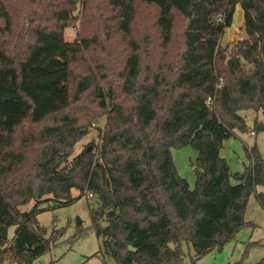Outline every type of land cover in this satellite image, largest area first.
<instances>
[{"label":"trees","instance_id":"trees-1","mask_svg":"<svg viewBox=\"0 0 264 264\" xmlns=\"http://www.w3.org/2000/svg\"><path fill=\"white\" fill-rule=\"evenodd\" d=\"M237 5L246 37L222 45ZM250 109L264 114V0H0V264L50 252L62 231L48 236L37 214L74 191L96 207L73 242L101 237L104 264L222 250L264 186L256 147L243 173L220 156L235 130L264 131L238 114ZM103 119L94 151L76 154ZM186 146L193 190L171 154Z\"/></svg>","mask_w":264,"mask_h":264},{"label":"rangeland","instance_id":"rangeland-1","mask_svg":"<svg viewBox=\"0 0 264 264\" xmlns=\"http://www.w3.org/2000/svg\"><path fill=\"white\" fill-rule=\"evenodd\" d=\"M244 12L240 5H237L234 13L233 24L226 31L222 38V45L235 43L241 37L245 38L243 31ZM80 39V23L65 31V40L73 42ZM238 114L245 122L252 121L254 127L257 123H264L262 111L256 112L252 109L239 111ZM105 125V121L100 120L93 125L90 133L82 139L77 147L76 154L86 147L94 151V145L99 143V134ZM257 148L259 156L264 160V131L240 132L234 131V135L223 142L220 156L224 158L233 173H243L250 164L248 150ZM96 152V151H95ZM177 171L184 178L190 189L196 185V173L194 164L198 157L197 151L191 146L183 148H173L171 150ZM235 184L234 180H231ZM264 192V186L256 187L255 192L249 197L245 213V220L250 223L240 230L234 239L229 241L222 250H214L204 257L192 261L190 256H186V264H258L264 261V209L257 201L256 193ZM75 201L69 205L57 206L40 211L37 219L43 227L47 229L50 236L54 229L62 231L55 247L33 264H104L100 255L102 249V238L93 232L73 242L79 230L85 231L91 225L90 210L96 207L94 200L88 201L87 197H82L79 192L74 191ZM33 204L24 208L32 209ZM14 227L9 228L8 235L12 238ZM60 231V232H61ZM187 250V247H185ZM193 254V252H191ZM108 264H117L112 258L106 257ZM10 264V263H7Z\"/></svg>","mask_w":264,"mask_h":264},{"label":"water","instance_id":"water-1","mask_svg":"<svg viewBox=\"0 0 264 264\" xmlns=\"http://www.w3.org/2000/svg\"><path fill=\"white\" fill-rule=\"evenodd\" d=\"M246 126L249 129H253L254 128V123L252 121H248V122H246ZM130 251L131 252H136V249H134L133 247H130Z\"/></svg>","mask_w":264,"mask_h":264},{"label":"built area","instance_id":"built-area-1","mask_svg":"<svg viewBox=\"0 0 264 264\" xmlns=\"http://www.w3.org/2000/svg\"><path fill=\"white\" fill-rule=\"evenodd\" d=\"M243 38L241 37L239 40H242Z\"/></svg>","mask_w":264,"mask_h":264}]
</instances>
